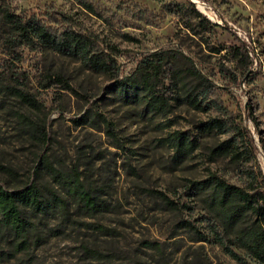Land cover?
I'll use <instances>...</instances> for the list:
<instances>
[{
	"label": "rangeland",
	"instance_id": "374dc122",
	"mask_svg": "<svg viewBox=\"0 0 264 264\" xmlns=\"http://www.w3.org/2000/svg\"><path fill=\"white\" fill-rule=\"evenodd\" d=\"M0 4L36 14L58 32L73 28L94 34L101 49L113 44L122 52L116 57L115 78L51 49H12L0 37V183L14 189L35 181L45 194L50 190L60 194L42 157L62 171L77 168L89 186L103 190L110 207L94 215L80 211L74 218L102 224L111 232L73 225L59 215H37L31 217V245L26 250L0 227V264H239L216 241L213 229H220L207 212L204 197H190L187 190L190 181H206L212 174L248 187L253 172L264 183V0H0ZM196 11L216 25L204 24ZM126 34L134 39L126 40ZM247 49L251 59L245 55ZM159 58L163 60L156 61ZM148 61L161 62L155 83L171 99L167 115L151 111L140 95L127 94L119 85L121 80L139 78ZM195 70L212 84L208 99L212 108L207 111L192 108L184 99L187 90L201 89L192 74ZM7 86L26 91L37 105L23 103ZM86 116L89 121L83 123ZM103 118L113 124L119 143ZM216 118L224 121V133L198 134L201 124ZM238 127L243 140L235 136ZM45 130L50 136L46 146L36 137L41 135L37 131ZM176 131L194 133L199 139V147L185 158H179L170 141ZM232 137L245 152L244 159L211 154ZM163 196L181 208H167ZM72 209L76 212L75 203ZM185 222L208 240L196 242V231ZM146 242L157 247H146ZM86 247L105 257H93Z\"/></svg>",
	"mask_w": 264,
	"mask_h": 264
},
{
	"label": "trees",
	"instance_id": "16d2710c",
	"mask_svg": "<svg viewBox=\"0 0 264 264\" xmlns=\"http://www.w3.org/2000/svg\"><path fill=\"white\" fill-rule=\"evenodd\" d=\"M191 6L195 8L194 4ZM88 7L93 10L92 6ZM196 14L202 18L204 24L216 25L199 11H196ZM0 37L12 49L17 47L36 49L39 46L61 55L76 57L96 73L108 74L115 78L118 74L119 64L116 57L122 52L116 45L108 44L105 49H101L98 37L94 34L73 28L58 32L36 14L19 13L7 4H0ZM124 37L126 40L134 39L128 34ZM245 55L247 59H251L248 49ZM154 57H161V55L155 54ZM162 60L159 58L156 61ZM145 65L139 78L119 82L121 90L127 94L140 95L148 109L167 115L172 108L171 99L166 91L159 89L155 83L161 62L148 61ZM192 74L200 82L201 89L187 90L184 99L192 108L207 111L212 108L208 100L212 84L199 70H195ZM60 81L64 82L68 89H72L64 79ZM6 90L23 103L37 105L31 95L22 89L7 86ZM21 117L27 121L26 117ZM82 121L88 123L89 117L86 116ZM102 122L107 126L108 133L114 141L119 143L113 124L105 118ZM197 129L198 134L214 131L224 133L225 124L223 120L216 118L201 124ZM37 133H41L36 137L46 146L50 141L49 134L46 130L37 131ZM237 135L242 140L245 137L239 127L236 128L235 136ZM235 140L236 138L232 137L219 144L211 150V154L228 155L233 161L244 159L245 152ZM170 141L179 158L190 155L200 145L197 135L190 132L176 131L170 136ZM42 160L46 173L59 186L60 194L54 190L45 194L35 181L27 182L22 187L14 189H9L0 183V227L14 235L15 240H18V248L26 250L30 247L29 233L33 228L31 217L37 215H59L67 223L93 229L102 234H111L110 229L102 224L84 222L73 216L80 211L90 215L109 211V203L101 195L103 190H95L89 186L77 168L62 171L56 169L44 156ZM250 178L249 186L241 187L212 174L206 181H190L187 191L190 197L197 195L204 197L206 210L220 229V231L213 229L214 237L226 255L239 264H264V183H259L253 172ZM162 200L169 209L181 208L179 203L166 196H163ZM72 203L76 204V212L72 209ZM182 207L190 208L187 204H183ZM184 225L196 231V242L208 240V236L198 231L190 222H185ZM146 247L155 248L157 244L146 242ZM236 249L241 250L243 254L238 253ZM85 250L98 259L105 257L104 254L88 247Z\"/></svg>",
	"mask_w": 264,
	"mask_h": 264
}]
</instances>
